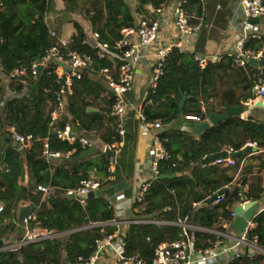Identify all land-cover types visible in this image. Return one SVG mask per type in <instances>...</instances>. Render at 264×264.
<instances>
[{
    "label": "trees",
    "instance_id": "1",
    "mask_svg": "<svg viewBox=\"0 0 264 264\" xmlns=\"http://www.w3.org/2000/svg\"><path fill=\"white\" fill-rule=\"evenodd\" d=\"M63 1L64 9L58 12L53 0H0V74L8 79L15 69L29 67L32 61L39 59L54 44L55 40L49 31L52 29L58 32L64 23H70L74 29L69 50L94 55L95 50L87 43L89 37L85 28L71 19L79 8V1L82 3L80 10L84 20L91 31L98 34V41L101 43L113 45L122 37L121 30L135 22L126 0ZM135 1L138 14H145L146 8H158L166 2ZM50 11L62 16L55 28L45 19ZM192 12L202 14L200 0H191L190 13ZM244 48L254 51L264 49V36L259 40L249 41ZM194 55L196 53L174 50L166 60L156 88L146 90L140 105L147 121H160L163 125H168L180 119L191 123L185 120V116H196L204 122L210 113L221 114L226 107L242 106L241 102L247 99L236 98L237 86L231 87L222 81L223 75L228 76L230 68L234 66L232 57L226 56L219 62L209 60L201 68ZM101 65L110 66V63L102 61ZM246 70L250 74L246 86L250 88L257 69L246 64ZM244 72L241 70L242 75ZM22 78L23 81L11 79V87L17 95L22 96L6 102L0 114V134L11 141V133L7 129L14 127L16 132L31 134L37 141L29 149L20 150L8 145L4 155H0V161L7 169L0 173V179L7 187L5 193L0 192V200L4 204V212L0 215V239L10 231H22L23 227L16 225L9 214L12 206L21 201L30 204L29 215L33 216L29 222L30 229L41 234L60 236L28 243L15 251L0 252V264H76L78 258L86 260L94 254L96 240L117 231L114 225L95 226L115 220V209L104 197L85 199L81 204L79 198L70 196L81 180L90 178V170L95 169L96 174L106 179L110 176V155L99 151L97 158L78 160L89 148H83L78 142L61 143L53 135H49L48 116L54 108L55 96L53 93H45L48 83L44 80L35 82L29 74ZM104 86L102 82L87 76L75 80L74 93L68 98L67 112L80 123V127L76 128L79 134L86 137L88 131L97 130L100 132V141L111 144L119 142V138L115 132L117 122L109 117L114 102L112 91L106 90ZM1 87L0 85V97L3 95ZM105 92L107 95L102 98ZM181 95L186 100L180 110L178 102ZM89 107L98 108V111L88 112ZM253 115L254 113L245 118H229L199 136L194 135L192 128L188 126L183 130L170 129L159 134L168 159L160 161L159 177L151 182L144 200L133 203V219L176 222L179 218H187L196 226L222 230L223 221L231 222L230 215L235 205L241 203V195L246 200L259 202L264 193L260 180L247 189L245 183L242 185L246 182V174L252 171L253 164L241 168V172H244L242 176L241 172L236 173L241 161L250 154H255L250 157L252 162L264 160V121L257 120ZM44 138H48L49 149L52 151H75L68 161H62L54 167V162L48 163L41 158ZM248 142L257 144L256 152L250 149L234 159V166L201 164L205 156L228 147L240 151ZM25 162L34 186L24 187L18 183V179L23 178ZM66 165L72 166V176L65 170ZM52 169L53 174L50 172ZM233 181L231 189L226 190L225 186L231 185ZM38 185L50 187L51 193L44 197L42 192L37 191ZM221 192L224 193L222 202L209 210L205 206L207 198ZM200 202L202 207H192V203ZM252 223L253 228L247 235L249 238L257 236L258 246L264 249V211L256 215ZM179 232V228L173 226L130 224L121 233V237L126 254H137L150 261L155 247L160 243L179 239ZM195 237L198 239L202 234L195 233ZM229 264H264V254H256L250 258L244 256Z\"/></svg>",
    "mask_w": 264,
    "mask_h": 264
},
{
    "label": "built area",
    "instance_id": "2",
    "mask_svg": "<svg viewBox=\"0 0 264 264\" xmlns=\"http://www.w3.org/2000/svg\"><path fill=\"white\" fill-rule=\"evenodd\" d=\"M63 2V0H60ZM131 5V11L135 18L132 26L121 30L122 37L113 45L101 43L98 41V34L91 32L87 43L95 50L94 55L79 54L69 50L70 37H66L59 31L50 30V36L55 40L45 53L37 60L30 63L29 67H19L15 69L10 77L12 79L20 78L29 74L33 81L44 80L48 83L45 87V93H53L55 96L54 108L49 113L48 134L53 135L61 143L74 144L78 142L83 148H92L95 145V140L90 141L88 137L79 134L76 130L80 127L78 120H74L67 112L68 98L74 93V81L79 80L82 76H87L94 80L102 82L106 88L112 91V99L114 100L109 117L116 120V137L119 142L125 137V121L127 115L126 96L134 89L137 67L148 57L149 49H152L154 44L159 39L161 29V21L155 18L163 11V6L151 8L148 16H138V5L135 0H127ZM233 7L240 9L242 21V36L235 46L234 53L229 54L232 57L234 66L230 68L239 72L246 71V64L249 61H263L264 49L250 50L245 49L246 43L252 40L261 39L264 34L255 29V22H259L264 18V0H224ZM219 4L217 8L219 9ZM191 0H179L175 9V27L179 34V41L169 42L168 44L155 49L153 54L154 61L150 66V81L149 89H155L156 84L163 74L164 64L166 60L173 54L174 50L179 52L189 53L186 48L185 38L194 36L200 32L204 26V16L190 13ZM0 41L1 32H0ZM192 53V51L190 52ZM201 68L205 67L208 60L204 57L194 55ZM102 61H108L110 66H102ZM257 72L253 75L254 81L250 87L247 99L244 101V106L253 104L257 100L264 101V67H257ZM238 98V96L236 97ZM138 119L146 131L156 130L158 133L153 137L151 145L153 155L150 161L151 177L145 180L137 187L133 203H140L144 200L145 195L152 181L159 177V163L161 160L168 159V155L162 146V140L158 136L164 131V125L160 121H147L139 112ZM185 120L201 123L199 117L185 116ZM62 123V125H61ZM61 125V126H60ZM11 138L14 142L20 144L23 148L29 149L37 139L31 134H20L14 128L10 129ZM90 135L97 137V131L91 130ZM39 140V139H38ZM98 142V141H97ZM245 146L250 149H256L255 142H248ZM102 152L114 149V146L103 145ZM75 150L70 152L52 151L49 149L48 138L42 139L41 158L48 163L57 161H68ZM228 154L236 152L233 148L228 147L223 150ZM216 165L234 166V159L217 160ZM113 163H110L108 172L111 174ZM65 170L69 176L73 175L71 165H66ZM101 181L89 178L81 180L78 187L72 192L75 195H87L96 190H101ZM231 185L225 186L226 190H230ZM37 191L43 195L49 194V187L38 185ZM224 193H215L207 198L208 202L205 206L211 210L214 206L222 202ZM83 204L85 199L79 198ZM246 202L242 201L239 206L244 207ZM109 205H114L108 201ZM202 202L192 203L194 209L202 207ZM264 210V207H263ZM4 212V204L0 200V215ZM259 211L256 213L258 214ZM231 221L235 217L234 210L230 215ZM33 219L28 215L22 221V226L25 229L24 237L14 243H3L0 247V252H9L20 249L22 246L38 242L46 239L45 235L36 234L29 228V222ZM127 226L130 224H156L166 225L179 228L180 238L172 242H163L157 245L153 252V257L150 261L140 258L137 254H126L125 244L121 236V232L116 231L102 239L95 241V252L88 259L78 258L76 264H95L101 251L108 247L114 253L115 264H229L235 259L241 257H253L256 254H264L262 248L258 246V238L254 236L249 238L247 232L253 228L252 221L247 222L245 230L240 235H234L226 232V230L206 229L190 223L187 218H179L176 222L152 221L136 219L125 221ZM231 223L229 221H223ZM107 225H116L115 222L106 224H98L95 226L104 227ZM195 233H201L202 237L196 238Z\"/></svg>",
    "mask_w": 264,
    "mask_h": 264
},
{
    "label": "crops",
    "instance_id": "3",
    "mask_svg": "<svg viewBox=\"0 0 264 264\" xmlns=\"http://www.w3.org/2000/svg\"><path fill=\"white\" fill-rule=\"evenodd\" d=\"M53 1L56 11L59 12L64 9L62 8L61 10H58L56 6V0ZM200 2L202 5V14L204 16L205 23L203 28L200 30L198 34L185 38L186 48L187 50H189L188 51L189 53L192 51V53H196V55L204 57L208 61L209 60L211 61L212 59H216L215 61L212 62H219L224 57L226 56L229 57V54L234 53L236 43L242 36L243 16L240 9H238L237 7H233L224 0L223 1L200 0ZM62 3L64 7V2ZM127 3L130 7L131 5L129 4L128 1ZM178 3L179 0H166V2L162 4L163 12L160 15L155 14V18H158L161 21L159 39L154 44L152 49H149L150 51H148L149 53L148 57L145 60H143L142 63H140V65L137 67L134 89L131 93H129L126 96L128 111L125 121V130H126L125 137L120 142L115 141L111 144H107L110 146H114V149L111 150V152L114 153V156L110 155V161H109L110 163H113L112 165L113 172L106 179L103 176L96 174L95 169L89 171L90 178L97 179L102 183L101 196L104 197L105 200L113 202L114 204L113 207L115 209V220H113V222L116 223L115 226L117 227V231L121 233L125 232L128 228L125 221H128L129 219L136 220L133 219L134 212L132 210V200L137 187L139 186L140 183H142L145 180H149L151 177L150 161L153 155V148L151 142L153 137L158 133V131L156 130L146 131L143 128L140 120L138 119V114L139 112H141L140 105L144 99L145 92L147 89H149L148 84L150 81V66L154 61L153 54L155 52V49L164 46L169 42H173V41L177 42L180 39L178 31L174 24L175 21L174 12ZM219 4L221 5V7L218 9L217 6ZM149 13H150V8H146V13L138 14V16H148ZM57 22L58 20L57 19L54 20V18L50 20V23H52L53 28H55ZM254 24H255V29L258 32L264 34V18L261 19L259 22H255ZM84 26L87 30L86 32L89 37L92 31L86 25ZM59 33H61L66 37H71V35L74 33V29L70 23H64L61 29L59 30ZM248 76H250V74L246 70L242 75V79H241V82H243V84L246 83L248 85V81H249ZM17 79L18 78H15V80ZM231 81L232 84L235 85L237 84L235 82V78ZM236 81H238V79H236ZM246 84L245 87H247ZM104 87L106 88V86ZM106 95L107 92L103 93L101 97L102 98L106 97ZM17 97L19 96H16V98ZM0 106H1V97H0ZM87 111L97 112L98 108L89 107ZM1 113L2 111L0 110V114ZM188 123L189 122L179 119L173 121L168 125H164V129L183 130L185 127H187ZM193 123L195 122H191V124ZM11 128L7 130L10 132ZM87 133L88 135L86 134V137L93 138V140L96 139L95 145L93 147L98 149L99 151H102L101 150L102 146L105 144H103L100 141V132L97 131V137L91 136L90 131H88ZM17 144L18 143L14 142V140L10 141L8 138L0 135V155H4V152L7 149L8 145H11L12 147L15 148L17 147L20 150L23 149V147L20 144H19L20 147ZM256 150L257 149H254V152H256ZM252 155L254 156L255 154H250L241 161L240 168L236 172L237 174L241 172V168H244V166L246 165V161L250 160L251 159L250 157ZM97 157L98 154L90 150L88 152H85L82 155V157L78 158V160L82 159L83 161H86ZM54 163L56 164V166H58L59 164L62 163V161H57ZM23 169H24L23 178L21 180L19 178L18 183L24 187L34 186V181L28 172L26 162L23 163ZM5 170L7 169L2 164V161H0V173ZM50 172L51 174H53L54 169H52ZM262 174H264V160L258 162L257 164H254L252 171L246 174L245 177H247V179L245 180L246 181L245 188L247 189L252 185H255L256 182L259 180L261 187L264 188V176L262 177ZM233 185H234V181L231 184V187ZM49 190H50L49 191L50 194L51 193L50 187ZM5 191H7V187L0 179V192L5 193ZM49 194L46 195L48 196ZM256 204H257V209L254 213V217L259 213H261L262 211H264L263 210L264 196ZM238 206L239 204L235 205L234 209ZM29 208H30L29 202L21 201L17 204H14L9 213L10 218L16 223V225H18L19 227H23L22 221L25 217L29 215ZM258 211L259 213L256 214ZM142 219L151 220L144 218ZM152 221H156V220H152ZM251 221H253V219ZM232 222L233 220L229 224L222 222V228H223L222 230H226V232L232 233L237 236L240 235V233L232 227ZM5 223H7V220ZM2 239L4 240L5 237H3ZM12 242L14 243V241ZM99 257L101 258L98 261H96L95 264L97 263L108 264V262L110 264H115L114 253L108 247L104 248L101 251V255ZM104 257L105 260L102 261L101 259H103Z\"/></svg>",
    "mask_w": 264,
    "mask_h": 264
},
{
    "label": "water",
    "instance_id": "4",
    "mask_svg": "<svg viewBox=\"0 0 264 264\" xmlns=\"http://www.w3.org/2000/svg\"><path fill=\"white\" fill-rule=\"evenodd\" d=\"M56 6L58 10H61L63 7V3L60 2L59 0H56ZM216 59H212L211 61H215ZM249 65H252L253 67H264V62L260 61H249ZM17 80L23 81V78L20 77ZM186 97L184 95H181V98L178 102V107L181 110L185 104ZM264 109V101L263 100H258L256 101L253 105L250 106H229L226 107L224 112L221 114L217 113H210L206 119V121L201 122V123H188L187 126L192 128V131L194 135L199 136L206 130H208L212 126H216L221 122L226 121L229 118L232 117H241L245 118L249 115V110L252 109ZM92 110V109H89ZM19 147L20 145L17 144ZM103 150V147L102 149ZM250 147L245 146L243 149L240 151H236L233 153H227L226 151H221L212 155L205 156L201 160L202 165H207L211 163H215L217 160H225V159H236L239 158L240 156L246 154L249 152ZM106 153H108L111 156H114V153H112L110 150H106ZM245 182L242 183L244 185ZM241 191L243 192V188H241ZM222 193V192H221ZM219 193V194H221ZM72 198H82V199H89V198H94V197H101V190H96L94 192H91L87 195H75L74 193H71L70 195ZM264 196V193H263ZM242 201H246L245 197L241 195ZM257 209V204L254 202H246L244 207L238 206L234 209L235 217L232 222V227L237 230L239 233H243L245 230V227L247 225V222L251 221L254 217V213ZM2 241L0 240V247L2 246ZM100 256V255H99Z\"/></svg>",
    "mask_w": 264,
    "mask_h": 264
},
{
    "label": "rangeland",
    "instance_id": "5",
    "mask_svg": "<svg viewBox=\"0 0 264 264\" xmlns=\"http://www.w3.org/2000/svg\"><path fill=\"white\" fill-rule=\"evenodd\" d=\"M81 4L82 3L79 1L78 2L79 8L76 10L75 14L72 16L71 19H73L74 21L80 23L84 28H85L84 25H86L87 27H89V24L84 20V17L82 15V10H80V9H82L80 7ZM60 17H62V16L61 15L54 14L52 11H50L49 13H47V15H45V19H46V21H47L48 24L50 23V20H52L53 18H54V20H56V19L58 20ZM50 26L53 27L52 23H50ZM85 31H87L86 28H85ZM238 74H239L238 71H236L235 69H232L231 71L228 72V76H224L223 75V77H222L223 80L222 81H223V83L224 82L225 83H228L231 87L237 86L236 87V91H235V96L236 97L238 96V99H241V97H246V95L249 94V91L248 90L250 88L245 87V84L246 83L243 84V82H241L242 76L240 77ZM0 76H1L0 77V84L2 86L1 88L3 89V95L1 96V106H0V110L2 111V109L4 108V106H5V104H6V102L8 100H10L12 98H16V96L21 97L22 95H17V92L14 90V88L11 87V79L10 78L7 79L6 77L2 76V74H0ZM232 78L233 79L235 78V82L237 83L236 85L235 84H232V81H231V80H233ZM236 79H238V81H236ZM238 84H241V85H238ZM33 88L35 89V86H33ZM34 89L32 90L33 93L35 92ZM25 93L26 92H24V94ZM241 103H242V106L244 107V102H241ZM253 104H250L249 105V108ZM251 113H254L253 116H255V118L257 120L264 121V109H258V108H256V109L249 110V115ZM1 136H3V135H1ZM89 139H90V141H93V138H90L89 137ZM87 150L88 151L92 150L96 154H98V152H99V150L96 149V148H94V147L89 148ZM252 164L254 165V164H256V162H252V160H248V161H246V165L244 167H246L248 165H252ZM52 166H55L56 167V164L55 163H52ZM243 173L244 172L242 171L240 176H242ZM263 176H264V174H262V177ZM46 196L47 195H45L44 197H46ZM5 222H6V220H5ZM5 222H4V224H6ZM32 230H33L34 233L39 234V232L37 230H34V229H32ZM24 234H25V229L24 228L20 232H18V231H10V232L7 233V236L5 237L4 241L6 243H8V244L13 243L12 241H14V242L15 241H19V238H23L24 237ZM42 235H45L46 238H53V237L60 236V234H58V235H54V234L48 235L46 233H43ZM101 260L104 261L105 260V257L103 259H101ZM97 264H101V263H97ZM108 264H110V263L108 262Z\"/></svg>",
    "mask_w": 264,
    "mask_h": 264
}]
</instances>
